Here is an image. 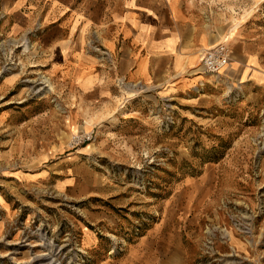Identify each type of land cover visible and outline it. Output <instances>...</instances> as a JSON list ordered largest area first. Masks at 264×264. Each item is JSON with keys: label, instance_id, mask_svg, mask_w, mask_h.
I'll return each instance as SVG.
<instances>
[{"label": "rangeland", "instance_id": "rangeland-1", "mask_svg": "<svg viewBox=\"0 0 264 264\" xmlns=\"http://www.w3.org/2000/svg\"><path fill=\"white\" fill-rule=\"evenodd\" d=\"M180 1L236 68L154 94L102 43L80 51L107 85L51 73L41 0H0V264H264V0Z\"/></svg>", "mask_w": 264, "mask_h": 264}, {"label": "crops", "instance_id": "crops-1", "mask_svg": "<svg viewBox=\"0 0 264 264\" xmlns=\"http://www.w3.org/2000/svg\"><path fill=\"white\" fill-rule=\"evenodd\" d=\"M40 9L47 27L45 43H51L47 54L50 72L73 65L69 74L74 84L76 74H90L89 80L81 79L82 89L95 82L100 86L109 83L107 71L98 70L97 59L80 51L84 43H102L118 64L122 79L154 94L166 85L165 91L172 90L176 77L190 70L204 50L216 45L210 35L197 34L199 28L180 0H41ZM230 41L237 45L235 57H240L241 49L251 47L247 43H255L237 37ZM71 43L79 48L73 58L69 57ZM56 51L66 53L59 69L53 66ZM241 62L237 59L236 63ZM246 62L243 75L258 69L255 54L250 52ZM229 65L236 68L234 62Z\"/></svg>", "mask_w": 264, "mask_h": 264}, {"label": "built area", "instance_id": "built-area-1", "mask_svg": "<svg viewBox=\"0 0 264 264\" xmlns=\"http://www.w3.org/2000/svg\"><path fill=\"white\" fill-rule=\"evenodd\" d=\"M231 55L232 49L229 44L220 42L219 44L203 51L202 62L208 71L218 73L229 64ZM93 134V131L82 134L76 133L71 139V145L78 146L88 142L93 139Z\"/></svg>", "mask_w": 264, "mask_h": 264}, {"label": "bare ground", "instance_id": "bare-ground-1", "mask_svg": "<svg viewBox=\"0 0 264 264\" xmlns=\"http://www.w3.org/2000/svg\"><path fill=\"white\" fill-rule=\"evenodd\" d=\"M228 39V36L225 38ZM232 39V36L229 37V40ZM224 42V41H223ZM219 44V43H218ZM217 45V44H216ZM227 67V66H226ZM205 175V174H204Z\"/></svg>", "mask_w": 264, "mask_h": 264}]
</instances>
